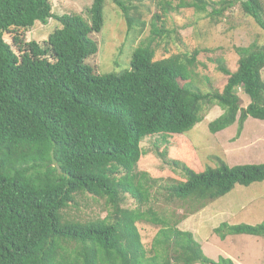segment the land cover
Returning <instances> with one entry per match:
<instances>
[{
  "label": "trees",
  "instance_id": "1",
  "mask_svg": "<svg viewBox=\"0 0 264 264\" xmlns=\"http://www.w3.org/2000/svg\"><path fill=\"white\" fill-rule=\"evenodd\" d=\"M111 1L133 29L131 12L138 5ZM105 2L93 0L88 20L56 14L52 0H0V264H235L229 257L207 256L194 233L179 224L236 184L264 181V163L229 166L220 160L196 172L175 160L185 177L165 187L166 201L184 209L175 219L147 207L149 178L136 167L145 138L186 134L211 106L223 109L209 123L212 133L237 122L241 134L250 116L264 120V44L236 47L234 71L222 56L211 57L227 82L208 92L182 80L206 48L156 59L149 41L134 49L128 68L98 74L86 60L99 49L91 34L104 26ZM235 3L194 0L184 7L199 14L211 7L218 22ZM159 4L164 13L155 15L154 36L177 32L166 28L171 3ZM241 8L264 30L261 0H243ZM49 19L60 26L43 44L26 41L36 21ZM239 92L250 98L245 107ZM127 195L134 207L126 206ZM93 204L106 215L84 220L80 213ZM140 222L159 227L149 247ZM214 231L223 239L264 237V222L223 223Z\"/></svg>",
  "mask_w": 264,
  "mask_h": 264
},
{
  "label": "rangeland",
  "instance_id": "2",
  "mask_svg": "<svg viewBox=\"0 0 264 264\" xmlns=\"http://www.w3.org/2000/svg\"><path fill=\"white\" fill-rule=\"evenodd\" d=\"M138 5L133 10L134 27L128 30L127 21L121 9L111 0H106L103 14L104 26L100 32H93L91 38L99 46L98 52L86 60L95 73L120 72L129 67L132 53L141 43L152 41L156 59L192 51L195 48H206L197 58L198 62L186 71L187 79L183 82L191 84L203 92L222 89L227 76L222 74L210 58L222 56L225 64L234 71L238 66L236 47H246L253 42L264 44V30L255 20L243 13L241 2L225 11L220 21L216 22L210 15L211 7L202 14L192 8L184 7L194 0H167L173 9L167 14L166 28L175 33L163 32L154 36L153 22L155 15L164 13L161 5L166 0H131ZM217 1V0H215ZM264 4V0H261ZM93 0H52L56 14H79L89 20L88 10ZM180 11L176 12V8ZM159 24H161L159 22ZM60 26L59 21L49 19L46 23L36 21L35 25L25 34L26 41L35 40L43 44L49 35ZM143 27V28H142ZM6 41L12 43L11 35H5ZM14 50L18 53L16 46ZM183 68L180 67V71ZM264 80V68L261 71ZM241 107L249 104L250 98L239 92ZM223 109L211 106L206 109L205 118L186 134L162 135L145 138L142 147L144 157L136 167L139 173L149 178L151 199L147 207L160 209L167 217L177 218L184 211L176 201L165 199V187L175 181L183 180L181 166L174 161L185 163L187 167L200 172L207 167H217L220 160L229 166L239 164L264 163V120L250 116L241 134H238L239 123L226 129L212 133L209 123L221 115ZM162 151L165 154L162 155ZM135 200L127 195L126 206L134 207ZM180 206V207H179ZM106 211L94 204L80 213L84 220ZM264 222V181L249 186L236 184L226 195L209 203L199 212L188 216L179 225L180 229L191 231L200 242L207 256L217 260L220 256L231 258L235 264H264V237L250 234H229L221 238L214 229L228 224H260ZM143 242L149 247L159 227L148 223L138 224ZM201 264V263H197Z\"/></svg>",
  "mask_w": 264,
  "mask_h": 264
},
{
  "label": "crops",
  "instance_id": "3",
  "mask_svg": "<svg viewBox=\"0 0 264 264\" xmlns=\"http://www.w3.org/2000/svg\"><path fill=\"white\" fill-rule=\"evenodd\" d=\"M182 223V222H181ZM181 223L179 225H181ZM180 227V226H179Z\"/></svg>",
  "mask_w": 264,
  "mask_h": 264
}]
</instances>
